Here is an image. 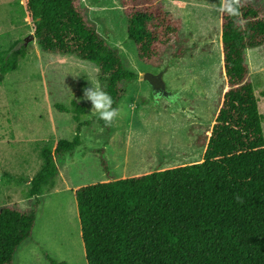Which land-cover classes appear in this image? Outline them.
Instances as JSON below:
<instances>
[{
	"label": "trees",
	"instance_id": "16d2710c",
	"mask_svg": "<svg viewBox=\"0 0 264 264\" xmlns=\"http://www.w3.org/2000/svg\"><path fill=\"white\" fill-rule=\"evenodd\" d=\"M22 1L41 50L96 63L100 88L118 109L138 74L88 21L80 0ZM119 1L141 62L160 69L169 51L176 59L184 56L183 20L166 13L162 0ZM233 2L239 14L222 11L221 17L227 89L211 135L200 137L202 160L79 187L74 197L87 264H264V117L247 58L248 49L264 46V10L253 0ZM26 53L21 46L1 54L0 74L16 70ZM72 104L73 118L80 121L86 107L77 99ZM95 120L111 130L113 121ZM80 133L77 128L73 140H58L54 150L43 148L30 198L52 185L55 158L73 154ZM98 152L108 172L104 150ZM38 205L0 207V264H13L18 248L32 237Z\"/></svg>",
	"mask_w": 264,
	"mask_h": 264
},
{
	"label": "rangeland",
	"instance_id": "374dc122",
	"mask_svg": "<svg viewBox=\"0 0 264 264\" xmlns=\"http://www.w3.org/2000/svg\"><path fill=\"white\" fill-rule=\"evenodd\" d=\"M166 13L183 20L186 52L172 50L164 58L170 97L156 100L140 76L160 69L145 65L127 32L119 0H80L84 14L123 64L138 74L118 109L122 113L107 130L95 120L85 89L100 88L96 63L73 55L46 53L31 39L32 24L22 0H0V55L25 47L16 70L0 74V207L30 210L39 203L32 237L17 250L13 264H87L74 192L83 185L126 178L201 161L200 137L211 127L227 89L223 68L220 10L224 0H162ZM264 10V0H253ZM250 79L264 117V46L248 49ZM77 99L86 107L73 118ZM65 106L69 111L58 108ZM90 122V123H87ZM81 129V145L73 154L55 158L58 172L50 187L30 198V180L43 165L42 150L58 140H73ZM264 135V119L262 122ZM104 150L109 171L98 151Z\"/></svg>",
	"mask_w": 264,
	"mask_h": 264
},
{
	"label": "clouds",
	"instance_id": "9594fccd",
	"mask_svg": "<svg viewBox=\"0 0 264 264\" xmlns=\"http://www.w3.org/2000/svg\"><path fill=\"white\" fill-rule=\"evenodd\" d=\"M220 10L233 16L239 14V6L233 0H225ZM84 98L91 102V111L97 113L99 118L108 124H111L114 119L122 114L119 109L112 106V97L99 87L92 86L85 89Z\"/></svg>",
	"mask_w": 264,
	"mask_h": 264
},
{
	"label": "water",
	"instance_id": "95a60500",
	"mask_svg": "<svg viewBox=\"0 0 264 264\" xmlns=\"http://www.w3.org/2000/svg\"><path fill=\"white\" fill-rule=\"evenodd\" d=\"M30 37L32 40H35L34 34H31ZM169 67L170 65L164 66V68L156 74L147 72L143 76H140L145 82L150 85L152 94L154 95L156 100H159L162 97H170L173 95V93L168 90L166 82L164 80V74L168 71Z\"/></svg>",
	"mask_w": 264,
	"mask_h": 264
},
{
	"label": "crops",
	"instance_id": "0c3cea01",
	"mask_svg": "<svg viewBox=\"0 0 264 264\" xmlns=\"http://www.w3.org/2000/svg\"><path fill=\"white\" fill-rule=\"evenodd\" d=\"M139 175V174H138ZM120 178V177H119ZM124 178V177H123Z\"/></svg>",
	"mask_w": 264,
	"mask_h": 264
}]
</instances>
